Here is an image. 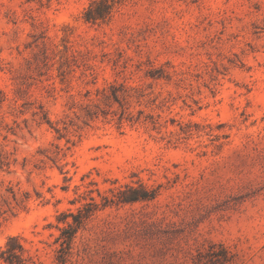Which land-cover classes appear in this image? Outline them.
Returning <instances> with one entry per match:
<instances>
[{
    "label": "rangeland",
    "instance_id": "1",
    "mask_svg": "<svg viewBox=\"0 0 264 264\" xmlns=\"http://www.w3.org/2000/svg\"><path fill=\"white\" fill-rule=\"evenodd\" d=\"M0 91V251L264 264V0H0Z\"/></svg>",
    "mask_w": 264,
    "mask_h": 264
},
{
    "label": "trees",
    "instance_id": "2",
    "mask_svg": "<svg viewBox=\"0 0 264 264\" xmlns=\"http://www.w3.org/2000/svg\"><path fill=\"white\" fill-rule=\"evenodd\" d=\"M2 92L0 91V103L2 102ZM138 198H131L127 201H136ZM66 215H64L65 219ZM75 223L77 222V217L74 218ZM66 235L64 236V240L61 243V246L63 243L69 244L74 233V227L72 224L67 225V229L63 230ZM24 252V249L22 245L19 242V238L17 237H10L7 240L6 243V249L0 251V259H2L6 264H25L24 259L22 258V253ZM61 259V257L59 258ZM61 263L64 264V261L59 260Z\"/></svg>",
    "mask_w": 264,
    "mask_h": 264
}]
</instances>
